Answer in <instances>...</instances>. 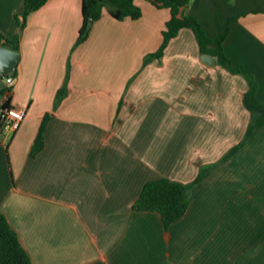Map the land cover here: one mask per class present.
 Listing matches in <instances>:
<instances>
[{"label": "crops", "instance_id": "0c3cea01", "mask_svg": "<svg viewBox=\"0 0 264 264\" xmlns=\"http://www.w3.org/2000/svg\"><path fill=\"white\" fill-rule=\"evenodd\" d=\"M133 3L138 18L103 7L78 44L81 0H46L27 16L9 91L26 113L0 135V213L31 264H264V125L228 154L251 121L247 77L202 61L189 28L145 61L170 9ZM183 11L209 39L224 35L225 57L264 103V0H189ZM23 12L24 0H0L3 38ZM202 172L167 231L156 212L133 209L147 182Z\"/></svg>", "mask_w": 264, "mask_h": 264}, {"label": "trees", "instance_id": "16d2710c", "mask_svg": "<svg viewBox=\"0 0 264 264\" xmlns=\"http://www.w3.org/2000/svg\"><path fill=\"white\" fill-rule=\"evenodd\" d=\"M46 0H24V12L22 19L18 21L17 32L12 38H3L0 34V46L7 47L16 52L19 51V36L20 31L24 27L27 16L39 9ZM156 7H168L170 9V17L162 30V41L157 49L152 54H149L145 61L160 57L169 40L176 36L181 28H189L192 30L201 53L211 54L216 57L218 64L226 67L231 72L241 73L245 75L249 82L248 90L243 94L242 100L245 107L251 112V121L244 134L242 141L234 146L229 155L234 154L241 146L246 144L257 133L258 129L264 125V103L257 100L255 96V82L245 74L239 66H234L227 59L222 50V41L224 35L216 39H209L203 32L197 20L184 13L183 9L188 5L189 0H148ZM107 8L109 15L117 20H122L125 17L133 19L141 15V10L133 3V0H81V16L82 24L78 31L76 43L82 42L88 35L91 23L96 20L102 8ZM91 19V20H90ZM216 43L215 48H208L211 42ZM16 72L13 75L15 77ZM11 83L0 93L9 92ZM48 119V114L42 117L40 126L37 130L29 155L32 157L39 152L43 147V130ZM204 172L200 173L194 182L190 184H182L171 181L165 178L150 181L144 184L139 197L133 204V209L143 211L156 212L164 228L179 220L186 212L191 193L194 186L201 180ZM0 264H31L26 250L20 244L15 231L9 225L6 217L0 213Z\"/></svg>", "mask_w": 264, "mask_h": 264}, {"label": "built area", "instance_id": "2783aa9c", "mask_svg": "<svg viewBox=\"0 0 264 264\" xmlns=\"http://www.w3.org/2000/svg\"><path fill=\"white\" fill-rule=\"evenodd\" d=\"M10 92L0 93V135L8 140L19 128L26 110L9 103Z\"/></svg>", "mask_w": 264, "mask_h": 264}, {"label": "water", "instance_id": "95a60500", "mask_svg": "<svg viewBox=\"0 0 264 264\" xmlns=\"http://www.w3.org/2000/svg\"><path fill=\"white\" fill-rule=\"evenodd\" d=\"M19 58L18 52L0 46V90L4 89L12 81ZM201 60L211 64L214 58L210 55L202 54Z\"/></svg>", "mask_w": 264, "mask_h": 264}, {"label": "rangeland", "instance_id": "374dc122", "mask_svg": "<svg viewBox=\"0 0 264 264\" xmlns=\"http://www.w3.org/2000/svg\"><path fill=\"white\" fill-rule=\"evenodd\" d=\"M105 8V7H104ZM159 48V47H158ZM1 137H3V136H1Z\"/></svg>", "mask_w": 264, "mask_h": 264}]
</instances>
